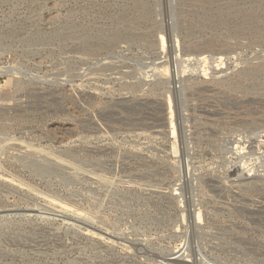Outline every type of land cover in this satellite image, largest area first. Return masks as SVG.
Listing matches in <instances>:
<instances>
[{"label":"rangeland","instance_id":"rangeland-1","mask_svg":"<svg viewBox=\"0 0 264 264\" xmlns=\"http://www.w3.org/2000/svg\"><path fill=\"white\" fill-rule=\"evenodd\" d=\"M87 1L0 0V264H264V90L218 82L261 75L264 43L185 52L176 0H151L164 51L7 35L28 2L48 31Z\"/></svg>","mask_w":264,"mask_h":264},{"label":"water","instance_id":"water-1","mask_svg":"<svg viewBox=\"0 0 264 264\" xmlns=\"http://www.w3.org/2000/svg\"><path fill=\"white\" fill-rule=\"evenodd\" d=\"M176 1L177 7H179L176 13L182 20L181 23L188 30L195 28L189 30L191 39L188 38L186 41L182 39L185 52L198 55L214 48L231 52L232 48L229 41L234 39L236 44H239L240 39L244 37H248L251 45L264 43V34L260 36L257 33V31L264 33V0H261V2H255L254 0ZM123 3H126L132 10L138 11V13L141 11L142 13L138 14V17L137 15H133L130 18L121 16ZM97 4V1H87L77 7V11L75 12L77 14L76 17L82 20L79 30L90 25L92 27L90 30L92 29L94 32L93 36L85 42L78 40L75 44L72 43L71 39H65L60 44L63 52L92 54L103 49H112L122 41L138 39H146L149 46L153 49L159 48L158 38L159 34L163 32L154 23V10L151 0H104L99 5L101 9L98 12V17L94 19L90 8ZM15 6L16 8H12V18H14L18 11V6ZM22 9L26 12L25 17L16 18L15 16L7 33L12 40L16 39L18 33L21 36L29 33L31 28V31L37 28L36 30H39L43 34H51L54 31L69 32L66 25L70 18L64 19L57 28L45 31L42 28L36 27V23L29 16L28 12L36 9L32 3L28 2ZM87 20L91 22L85 26L83 23H86ZM133 24H136V28H134ZM242 25H250V31L246 29L242 34H237L235 28H239ZM121 26H125V29L121 30ZM223 29L226 30L225 32H228L225 37L221 35L224 32ZM104 31L108 36L106 41L103 42V39L99 38V33ZM0 32H2L1 27ZM14 43L15 41H12V51H15ZM252 67L254 65L246 63L241 70L234 72L231 76L221 78L218 82L225 83L228 80L232 81L233 85L237 87L250 90H264V64L256 65L260 70L258 72L262 73V76L251 73ZM198 77L200 76L198 75Z\"/></svg>","mask_w":264,"mask_h":264},{"label":"bare ground","instance_id":"bare-ground-1","mask_svg":"<svg viewBox=\"0 0 264 264\" xmlns=\"http://www.w3.org/2000/svg\"><path fill=\"white\" fill-rule=\"evenodd\" d=\"M255 2L257 1V2H261V0H254ZM140 13H142L141 11L138 13V11H134V10H132L131 9V7H129V6H127V4H125L122 8H121V13H120V15L121 16H125L126 18H130L131 16H136L137 15V17H138V14H140ZM251 13H253V11H251ZM82 22V20H80V21H77V22H74V23H69V24H67L66 26H67V28L69 29V32L67 31V33H62L61 35H60V41H64L65 39H71V41L73 40L74 42L76 41H78V40H80L81 42H85V41H87L88 39H90L92 36H93V30L91 31L90 30V28H92V27H90V26H86V23L84 22L83 24L86 26V27H84L82 30H79V27H80V23ZM134 25V28H136V24H133ZM245 27H250V25H242L241 27H239V28H235V31L237 32V34H239V33H241V31L240 30H243ZM120 29L121 30H123V29H125V26H121L120 27ZM90 30V31H89ZM128 31V30H127ZM41 33V32H40ZM226 33H228V32H226ZM54 35V34H53ZM99 38H102L103 39V42L104 41H106V39H107V36L108 35H106V33H105V31L104 32H101V33H99ZM42 36V35H41ZM43 36H45V35H43ZM42 36V37H43ZM226 35H224L223 37H225ZM49 37V36H48ZM47 37V39H49ZM40 38V37H39ZM22 39V38H21ZM21 39H19V40H21ZM23 39H25V38H23ZM33 39H36L35 37H34V35H32V36H30V37H27L26 39H25V41H28V42H32L33 41ZM44 39V38H43ZM57 39V38H56ZM159 47H160V50L161 51H164V50H166V48L167 47H169V44H170V40H168V38H166V36H164V34H162V33H160L159 34ZM45 40V39H44ZM36 41V40H35ZM72 41V42H73ZM41 42V41H40ZM40 42H38V43H40ZM52 42V41H51ZM75 42V43H76ZM34 43V42H33ZM37 43V44H38ZM45 43V42H44ZM27 45V44H26ZM30 45V44H29ZM100 46H102V45H100ZM29 47V46H28ZM34 47V46H33ZM30 49V48H29ZM28 49V50H29ZM32 50V49H31ZM226 65V64H225ZM225 65H222L221 64V62H215V69H222L223 67H225ZM253 70V69H252ZM259 71V70H258ZM256 73V72H255ZM258 75V74H257ZM262 75V74H261ZM261 75H259V76H261ZM174 76V75H173ZM175 78V77H174Z\"/></svg>","mask_w":264,"mask_h":264}]
</instances>
